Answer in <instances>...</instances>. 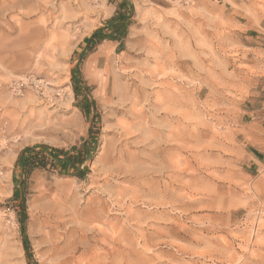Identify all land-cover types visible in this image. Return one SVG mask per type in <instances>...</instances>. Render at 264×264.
Segmentation results:
<instances>
[{"label":"rangeland","instance_id":"374dc122","mask_svg":"<svg viewBox=\"0 0 264 264\" xmlns=\"http://www.w3.org/2000/svg\"><path fill=\"white\" fill-rule=\"evenodd\" d=\"M14 1L0 0V264H264V0H131L88 117L73 63L120 0ZM26 74L44 86L15 94ZM85 141L83 176L22 171L27 147Z\"/></svg>","mask_w":264,"mask_h":264},{"label":"trees","instance_id":"16d2710c","mask_svg":"<svg viewBox=\"0 0 264 264\" xmlns=\"http://www.w3.org/2000/svg\"><path fill=\"white\" fill-rule=\"evenodd\" d=\"M133 6L131 0H120L116 4L115 14L107 20L108 26L94 30L86 39L83 45L91 50L98 42L104 39L119 40L124 42L128 27L132 23ZM72 87L78 107L88 117L90 110L96 108V102L89 96L90 87L81 79L79 65L72 69ZM95 114V113H94ZM93 145L85 141L78 147L71 149L56 148L45 144H37L27 147L21 154L19 161L24 173H31L38 168H45L48 165L58 167L61 173L72 169L76 174L83 176L85 169H81L84 161L90 157ZM21 189L23 187L21 185ZM23 202L21 206L23 208ZM24 217L26 209L23 208ZM27 252L29 246L24 243ZM29 255V254H28Z\"/></svg>","mask_w":264,"mask_h":264},{"label":"crops","instance_id":"0c3cea01","mask_svg":"<svg viewBox=\"0 0 264 264\" xmlns=\"http://www.w3.org/2000/svg\"><path fill=\"white\" fill-rule=\"evenodd\" d=\"M116 12V6L110 12L107 20H109ZM108 26L107 21L101 23L96 29ZM119 40L104 39L98 42L91 50H88L83 45L80 55L74 60L73 68L79 65L80 75L82 81H84L90 87V95H92L93 87L90 84L102 79V76L106 75V71L111 63V57L117 53L122 47ZM72 68V69H73ZM72 83V82H71ZM94 99V97L92 96ZM95 101V99H94ZM96 102V101H95ZM97 105V103H95ZM93 111V108L90 110Z\"/></svg>","mask_w":264,"mask_h":264},{"label":"built area","instance_id":"2783aa9c","mask_svg":"<svg viewBox=\"0 0 264 264\" xmlns=\"http://www.w3.org/2000/svg\"><path fill=\"white\" fill-rule=\"evenodd\" d=\"M45 84L43 79H39L31 74L23 75L19 79H15L10 83V90L15 94H20L23 90L30 88H41ZM7 142L6 133L3 129L0 130V151L5 147ZM1 173V171H0Z\"/></svg>","mask_w":264,"mask_h":264},{"label":"bare ground","instance_id":"6f19581e","mask_svg":"<svg viewBox=\"0 0 264 264\" xmlns=\"http://www.w3.org/2000/svg\"><path fill=\"white\" fill-rule=\"evenodd\" d=\"M5 2H6V0H5ZM13 2V1H12ZM14 2H16V4H19V3H24L25 2V0H15ZM8 4V3H7ZM15 4V3H14ZM13 4V5H14ZM6 5V4H5ZM4 5V6H5ZM107 13H109L110 11H106ZM136 104H137V99H134L133 100V102H132V105H131V110H132V112L134 113V115H135V117L136 118H141L142 117V112H141V109L139 110V109H137L136 108ZM129 124H126V126H124V128H126L127 130H128V128H129ZM125 129V130H126Z\"/></svg>","mask_w":264,"mask_h":264}]
</instances>
